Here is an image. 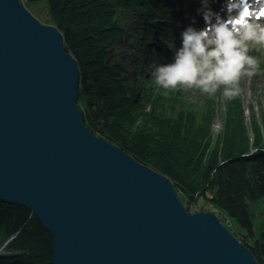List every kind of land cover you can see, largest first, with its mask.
I'll list each match as a JSON object with an SVG mask.
<instances>
[{"label":"water","instance_id":"obj_1","mask_svg":"<svg viewBox=\"0 0 264 264\" xmlns=\"http://www.w3.org/2000/svg\"><path fill=\"white\" fill-rule=\"evenodd\" d=\"M80 76L57 25L0 0V199L50 232L52 264H260L214 212L187 210L168 176L87 126Z\"/></svg>","mask_w":264,"mask_h":264},{"label":"trees","instance_id":"obj_2","mask_svg":"<svg viewBox=\"0 0 264 264\" xmlns=\"http://www.w3.org/2000/svg\"><path fill=\"white\" fill-rule=\"evenodd\" d=\"M27 1L46 6L42 20L59 27L65 47L78 60V105L87 126L168 176L192 200L212 191L210 200L245 231L240 240L264 264V219L258 231L251 207L264 199V127L255 114L249 126L240 95L228 99L216 137L213 102L196 107L177 92L169 94L154 78L142 76L139 85H131L126 68L109 61L116 37L127 32L120 10L136 11L139 28L149 25L153 34L166 27L162 19L170 16L177 0ZM147 39L153 41V35ZM157 45L153 51L160 57ZM11 236L0 252V264H52L50 232L30 209L0 199V247Z\"/></svg>","mask_w":264,"mask_h":264},{"label":"clouds","instance_id":"obj_3","mask_svg":"<svg viewBox=\"0 0 264 264\" xmlns=\"http://www.w3.org/2000/svg\"><path fill=\"white\" fill-rule=\"evenodd\" d=\"M213 2L199 0L204 26L196 27L193 18L180 33L179 47L166 41L174 56L171 62L153 64L157 85L198 88L211 95L222 88L223 97L231 100L241 93V78L255 75L259 62L249 49L250 44L264 46V25L258 22L264 18V0H224L220 11Z\"/></svg>","mask_w":264,"mask_h":264},{"label":"rangeland","instance_id":"obj_4","mask_svg":"<svg viewBox=\"0 0 264 264\" xmlns=\"http://www.w3.org/2000/svg\"><path fill=\"white\" fill-rule=\"evenodd\" d=\"M187 1V3H190L192 0ZM24 3L44 24L48 23L42 20V18L47 15V8L42 2L29 3L27 0H24ZM119 14L125 22L127 32L116 37L114 48L111 49L109 54V61L112 63L117 61L120 62L127 70L126 76L130 77L131 85L134 83L139 85L140 81L143 80L142 76L149 80L154 78L152 75V66L154 63H168L172 61L174 52L172 48L168 47L166 41H172L176 47H179L181 43L180 31L183 29V26H177V21L174 20L172 29L166 33V36H164L163 33L156 35L155 32L152 34L153 31L148 28L149 25L148 27L145 25L139 28L141 23L136 11L131 9L120 10ZM163 22L167 21L164 19ZM258 22L264 25V19ZM151 35H153V41L147 39V37L150 38ZM177 35H179V37L176 38L175 36ZM161 39L163 42L159 45L161 54L160 57H157L153 51V45L154 43L158 44ZM249 54L255 56L259 62V67L252 77L245 76L241 78L239 84L241 88L240 97L245 107L246 123L248 125L250 124L252 121V113H254L258 123L262 124L264 127V46L250 44ZM146 84H148V81L141 82V89L144 90ZM168 90L171 91L168 92L169 94L177 92L181 98L192 101L196 107H205L208 102H213L217 111L214 119V123H216L213 125V131L216 137L220 134L223 129L225 104L228 100L221 94L222 88L214 95L204 93L198 88H187L183 86H178L174 89L169 88ZM148 108H150V106H148ZM179 190L183 197L187 196L185 190L180 188ZM213 193H215V191ZM211 196L212 191H208L206 195L204 194L199 197L196 202L180 200L186 206V209L190 211H199L203 207L209 211H214L228 229L232 228L235 231L229 229L233 234L235 233V236L239 237V239L242 238L244 230L233 223L234 221L232 222L225 213L219 211L221 208L210 200ZM251 207L256 217L255 222L258 230L261 227V221L264 219V199L251 202Z\"/></svg>","mask_w":264,"mask_h":264},{"label":"bare ground","instance_id":"obj_5","mask_svg":"<svg viewBox=\"0 0 264 264\" xmlns=\"http://www.w3.org/2000/svg\"><path fill=\"white\" fill-rule=\"evenodd\" d=\"M168 15H166V17H167ZM167 18H169V17H167ZM160 31H156V33H159ZM65 45V44H64ZM175 189H176V194L178 195V197L180 198V199H183V200H187V201H190V202H196L195 200H192V197L190 196V195H187L186 197H183L182 196V194H181V192H180V190L179 189H177L176 187H175ZM181 189V188H180ZM26 207V206H25ZM27 208V207H26ZM28 209H30V208H28ZM201 210H206L207 211V209L206 208H201ZM209 211V210H208ZM222 211V210H221ZM220 211V212H221ZM31 212H32V210H31ZM192 212H194V211H192ZM212 212H214V211H212ZM215 213V212H214ZM215 214H217V213H215ZM226 215V214H225ZM227 216V215H226ZM1 248H0V252H1Z\"/></svg>","mask_w":264,"mask_h":264}]
</instances>
